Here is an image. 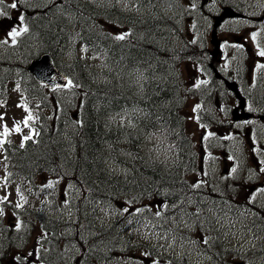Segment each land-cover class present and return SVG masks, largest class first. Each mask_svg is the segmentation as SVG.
Here are the masks:
<instances>
[{
	"label": "trees",
	"instance_id": "1",
	"mask_svg": "<svg viewBox=\"0 0 264 264\" xmlns=\"http://www.w3.org/2000/svg\"><path fill=\"white\" fill-rule=\"evenodd\" d=\"M174 4L175 0L22 1L21 31L13 44L0 46V88L9 78L18 77L24 99L37 103L35 112L40 108V131L37 139L16 150L15 168L28 179L38 173L73 177L87 194V213L101 201L112 203L117 195L134 194L135 190L140 199L155 193L159 196L162 190L177 193L179 164L152 161L140 143L143 134L153 133L175 145L173 138L182 134L183 98L175 59L180 28L169 9ZM125 33L130 34L124 40L115 39ZM85 51L90 55L86 56ZM42 53L51 54L67 76L63 89L48 91L27 74V63ZM90 56L98 58L99 65L91 63ZM73 108L78 109V122L72 119ZM116 112L130 113L134 127L119 130L109 122V116ZM123 142L126 145L122 147L119 143ZM175 148L179 157L187 159L185 145L179 143ZM109 159L124 164L130 172L128 180L108 168ZM190 163L192 166V160ZM46 226L55 239L48 263L64 264V258L55 250L59 225L53 222ZM88 229L92 234H86L87 241L93 245L82 260L98 262L103 250L117 243L118 234L113 226L109 231L91 225ZM2 253L0 246V264Z\"/></svg>",
	"mask_w": 264,
	"mask_h": 264
},
{
	"label": "rangeland",
	"instance_id": "2",
	"mask_svg": "<svg viewBox=\"0 0 264 264\" xmlns=\"http://www.w3.org/2000/svg\"><path fill=\"white\" fill-rule=\"evenodd\" d=\"M13 3L14 0H0V42L7 43L8 45L13 43V37L9 33L13 29L17 31L19 26L16 13L11 7ZM174 5L178 9L177 13L180 15L179 24L182 29L183 41L188 44V47H184L187 58L180 62L179 70L182 79L180 85L182 86V93L184 95L182 117L185 126L183 125L182 131L187 142H190L189 146L194 152L201 133L206 129L201 126L198 128V132L197 128L195 129V125L197 124L195 119L196 112L200 110L209 120L218 124H221L219 123L221 121L226 126L229 122L227 121L226 114L224 117V111L230 106L231 100H221L223 109L217 111L218 107L213 103L217 95L207 97L205 89L209 81V72L206 66L210 58L206 51V44L207 40H209V32L200 31L205 23L196 24L195 13L197 10L190 0H176ZM105 28L109 30L108 26ZM192 28L200 32L193 33L191 31ZM229 30L231 28L224 26L219 33L225 50L220 69H222L224 74L229 76L234 68H239L240 76L245 78L248 70L252 71L248 43L250 47H254L252 51L258 53L263 48V37L259 35L253 40L252 36L256 31L252 32L250 28L241 27L238 32L240 37L237 38V41H234V36ZM225 44L227 45L225 46ZM198 45H200L201 49H196ZM176 50L182 53L181 49L176 48ZM80 53L81 56L84 55L82 47H80ZM86 54V56L90 55L87 52ZM206 56H208L206 66L201 65ZM88 59L91 63L99 65L98 58L95 56H90ZM206 78L207 80L205 81ZM16 86L18 87L17 84ZM257 92V88H254L251 92L252 108H255L256 105L254 101H259ZM35 105V103L24 102L15 87V83L10 84L5 93L0 96V117H2L0 119V231L6 233L3 229V226H5L6 228L18 230L22 236V241L19 245L12 246L5 251L3 264H14L15 262H18V264H30L39 248L38 240L40 239L41 247V240L46 237L41 231V224L36 219L37 215L41 211L67 210L69 200L73 197L75 191L74 182L61 176L56 177L55 175L41 174L34 177L32 181H22L18 178L12 180L11 177L8 180L5 179L7 173L6 165L1 162L2 145L4 142L21 144L24 140L35 135V123L37 119ZM225 106L226 108L224 109ZM211 111H215L212 114V118H210ZM28 116H31V119L27 120V124H25ZM113 118L118 124H126L128 121V117H125V115L114 116ZM122 120L124 122H121ZM17 126H19V131H14ZM239 130H242V132L239 133ZM245 131H247V134L244 133ZM5 132H7L6 135ZM208 132L215 133V130L210 128ZM225 132L230 137L234 134L233 139L227 140ZM218 133L223 136V142L228 141L229 146L231 145L235 164L238 165V170L235 172L234 177L238 182L237 186L236 184L234 185V189L236 188L235 194L242 201H246L251 197V204L256 205V207H253L256 214H253L252 209L249 210L247 208V217L249 218L244 220L245 215L240 213L242 212L241 210L235 212L233 217L238 223L237 227L229 232L221 229L220 240L223 242V234L230 233L231 240L229 244H225L220 250H217L214 246L209 248L217 253L216 257H211L215 262L196 261L198 253L193 251L186 252V250L193 249H208V246L202 243L199 238L206 237L209 232H202V235H198L196 231L190 232L197 238L194 239L195 242L188 248L184 244L186 233L182 234L176 226L174 230L165 232L150 228L143 222H140L141 228L139 231L133 230L130 226L123 227V234L129 241H126V245L118 246L117 251L113 252L112 250L113 258L110 257L108 261L104 260L102 264H165L167 263L164 260L165 252H169V255L174 253V257L183 258L186 264H264V253H257L260 250L264 251V244L262 246L259 244L262 241V236L258 232V229L262 226V221L264 222V213L260 211V208L264 207V123L259 120L252 122L250 125H244L242 128H226L223 131L220 130ZM221 146L226 147V144H222ZM143 151L145 153L148 152L152 158L159 159V161L164 163L171 160L173 152L172 149L168 152L169 147L166 145V142L154 135L145 137ZM219 154L221 159H223L225 153L222 149H220ZM109 162L113 172L119 175L124 174V169L118 166V163H115V161ZM260 168L261 171H259ZM251 188L254 190L250 192ZM126 206L129 210L126 213L121 212L123 207ZM144 206L148 207L151 212L158 213L163 203L157 204V199H152L146 201ZM137 209H140L139 203L133 205L128 199L120 198L112 205L100 206L95 210L98 215L104 218L111 215L119 216L121 213L118 222H124L125 220L122 217L124 218L127 214L137 211ZM60 213L58 212V214ZM242 217L243 220H241ZM78 220L80 222L81 217ZM228 220L229 218L225 219V221ZM253 221H256L254 227H252ZM240 222H246L245 225L248 227H241ZM216 225L219 224L216 223ZM211 234L214 237H218L213 232ZM77 240L78 237L73 234L69 243L76 245ZM132 243H135V247L130 245ZM147 246L153 247L156 252L149 254ZM258 246L261 249L258 250ZM109 251L110 248L104 250V253L108 255ZM222 251L224 252L222 253ZM121 255L123 256L121 257ZM120 257L121 261L118 262ZM17 258L21 260H17ZM126 258L128 259L127 261L125 260Z\"/></svg>",
	"mask_w": 264,
	"mask_h": 264
},
{
	"label": "flooded vegetation",
	"instance_id": "3",
	"mask_svg": "<svg viewBox=\"0 0 264 264\" xmlns=\"http://www.w3.org/2000/svg\"><path fill=\"white\" fill-rule=\"evenodd\" d=\"M224 7H230L234 11L242 13L241 4L236 0L228 2L223 1L217 4V7L215 4L213 13H221V10ZM252 7L253 9H256V13L252 16L243 14L244 19L264 21V3L260 8H257L255 5ZM224 23L236 24V21ZM232 100L234 99L232 98ZM240 123L241 121L239 124ZM192 160L194 161L195 159L193 158ZM186 162H190V159L187 158ZM196 165V170L200 172L196 175L197 179L184 183V186L186 187L182 192V203L185 208H187L188 211L192 213H229V210L235 206V199L233 196L227 195L225 192H223L222 188L232 186V181L234 179L232 163L228 162L225 158L220 160L217 151H214V148L211 146L210 142H206V145L201 142L199 145V151L197 153ZM230 220H232V218H230ZM214 224L216 223H206L207 226L205 227V230H216L218 227H214ZM230 236V233H228L226 236H223L225 239L223 242L224 244L229 243L227 240H230ZM205 239L208 241L207 244L203 242ZM200 240L208 246V249L206 250H211L209 248L211 246L215 247L216 245V239H214V236L211 233H208L207 237H201Z\"/></svg>",
	"mask_w": 264,
	"mask_h": 264
},
{
	"label": "water",
	"instance_id": "4",
	"mask_svg": "<svg viewBox=\"0 0 264 264\" xmlns=\"http://www.w3.org/2000/svg\"><path fill=\"white\" fill-rule=\"evenodd\" d=\"M212 43L217 48V41L215 40L214 34L212 37ZM27 71L36 81L41 82L52 89L61 88L66 80L61 72H59L54 66L53 60L48 54L41 55L38 59L32 61L27 66ZM228 87L233 92L237 93L233 85H228Z\"/></svg>",
	"mask_w": 264,
	"mask_h": 264
},
{
	"label": "snow or ice",
	"instance_id": "5",
	"mask_svg": "<svg viewBox=\"0 0 264 264\" xmlns=\"http://www.w3.org/2000/svg\"><path fill=\"white\" fill-rule=\"evenodd\" d=\"M11 7H12L13 9H15V8L17 7V5H16L15 3H13V4L11 5ZM20 19L23 20V17H20ZM22 31H27V29H22ZM9 34H10L11 37H13V40H14V38H15L17 35H19V32H17L15 29H13V30H11V32H10ZM128 34H130V33H125V34H123V35H117V36H115V39H116V40H124ZM252 39H253V40L256 39V35H255V34H253ZM257 55H259V56H261V57H264V50H260V51H258ZM257 67H258V68H264V64H259V65H257ZM197 86H199V85H197ZM69 87H71V81H69ZM0 119H2V117H0ZM30 119H31V116H28L27 119L25 120V124H27V120H30ZM121 122H123V120H122ZM14 131H19V126H17V127L14 129ZM6 134H7V132H5V135H6ZM205 139H207V137H205ZM21 147H23V144H21ZM233 171H235V170L233 169ZM49 186H51V185H49ZM196 186H198V185H196ZM217 224H219L220 227H222V228H225V227H226V228H228L229 230L234 229L235 226H236V222H235L234 220H228V221H225V220H223L222 217H217ZM203 242H204L205 244H207L208 241H207V239H205ZM30 255H31V254H30Z\"/></svg>",
	"mask_w": 264,
	"mask_h": 264
},
{
	"label": "bare ground",
	"instance_id": "6",
	"mask_svg": "<svg viewBox=\"0 0 264 264\" xmlns=\"http://www.w3.org/2000/svg\"><path fill=\"white\" fill-rule=\"evenodd\" d=\"M170 2V1H169ZM168 8V7H167ZM182 10V9H181ZM161 11V10H160ZM154 16V15H153ZM171 17V16H170ZM79 19V18H78ZM138 21V20H137ZM183 26V25H182ZM87 31V30H86ZM161 31V30H160ZM88 32V31H87ZM174 32V31H173ZM169 35V34H168ZM173 36V35H172ZM143 38H145V37H143ZM143 40V39H142ZM145 40V39H144ZM148 40V39H147ZM151 39H149V41H150ZM143 42V41H142ZM145 43V42H144ZM119 45V44H118ZM124 45H126V44H124ZM123 45V46H124ZM145 45V44H144ZM148 45V44H147ZM137 46V45H136ZM107 47V46H106ZM127 47H128V45H127ZM130 47V46H129ZM140 47V45H138V48ZM140 48H142V47H140ZM136 49H137V47H136ZM143 49H145V52H148V51H146V48L144 47ZM121 51V50H120ZM132 51V50H131ZM130 51V52H131ZM139 51V50H138ZM124 52H125V50H124ZM129 52V51H128ZM133 53V52H132ZM150 53V52H149ZM112 54V53H111ZM135 54V53H134ZM153 55H154V52L152 53ZM119 56V55H118ZM127 56V55H126ZM132 56H133V54H132ZM136 56H137V54H136ZM128 57H130V56H128ZM134 57V56H133ZM154 57V56H153ZM125 58V57H124ZM145 59V58H144ZM146 60V59H145ZM126 61H127V59H126ZM129 61V60H128ZM129 62H131V60L129 61ZM140 64V63H139ZM125 67H126V65H125ZM167 70V69H166ZM130 71V70H129ZM132 71V70H131ZM168 71V70H167ZM135 73H137L138 74V72H135ZM140 73V72H139ZM122 75H123V73H121ZM120 75V74H119ZM139 75V74H138ZM128 76V75H127ZM122 78H123V76H122ZM122 78H121V76H120V79L122 80ZM139 77H137L136 79H138ZM141 78V77H140ZM131 79V78H130ZM143 80H145V79H143ZM91 81V80H90ZM128 81H130V80H128ZM139 81V80H138ZM121 82V81H120ZM136 82V81H135ZM141 82V81H140ZM123 83V82H122ZM130 83V82H129ZM145 83V82H144ZM141 85V84H140ZM137 86H139V85H137ZM150 86H152V85H150ZM127 87V86H126ZM36 88V87H35ZM133 89V88H132ZM142 89V88H141ZM163 89V88H162ZM126 90V89H125ZM129 90H130V88H129ZM128 90V91H129ZM131 91V90H130ZM133 92V91H132ZM135 92V91H134ZM125 93V92H124ZM164 93V92H163ZM123 94V93H122ZM128 94V93H127ZM168 94V93H167ZM126 95V94H125ZM123 96V95H122ZM167 96V95H166ZM123 97H126V96H123ZM123 97H121L122 99H123ZM136 97V96H135ZM152 97V96H151ZM105 98V97H104ZM156 98V97H155ZM120 99V98H119ZM128 99H130V97L128 98ZM124 100V99H123ZM126 100V99H125ZM138 100V99H137ZM136 100V101H137ZM115 101V100H114ZM144 101V100H143ZM123 102V101H122ZM121 102V103H122ZM134 102V101H133ZM147 103V102H146ZM137 104V103H136ZM142 106H143V104H142ZM127 107V106H126ZM135 109V108H134ZM163 109V108H162ZM127 110V109H126ZM120 111V110H119ZM171 111V110H170ZM137 112V111H136ZM129 115H130V113H129ZM131 115H132V113H131ZM136 116V115H135ZM134 116V117H135ZM126 117V116H125ZM172 117V116H171ZM170 117V118H171ZM126 119V118H125ZM176 121V120H175ZM124 122V121H123ZM127 123V122H126ZM147 123V122H146ZM159 123V122H158ZM170 126V125H169ZM132 127H134V126H132ZM131 127V128H132ZM137 127H138V125H137ZM136 129V128H135ZM126 131V130H125ZM133 133H134V131H133ZM141 133V132H140ZM120 134V133H119ZM127 134V133H126ZM137 134V133H136ZM125 135V134H124ZM101 136V135H100ZM123 136V135H122ZM118 137V136H117ZM140 138H142V137H140ZM117 139V138H116ZM108 141V140H107ZM118 141V140H117ZM115 143V142H114ZM149 149H150V146H149ZM158 149V148H157ZM102 150V149H101ZM140 150V149H139ZM157 154V153H156ZM120 155V154H119ZM157 157V156H156ZM160 158V157H159ZM162 160V159H161ZM95 185V184H94ZM97 186H99V185H97ZM94 205V204H93ZM92 205V206H93ZM211 209V208H210ZM90 210V209H89ZM182 217V216H181Z\"/></svg>",
	"mask_w": 264,
	"mask_h": 264
}]
</instances>
